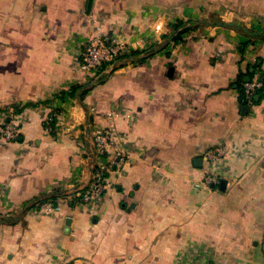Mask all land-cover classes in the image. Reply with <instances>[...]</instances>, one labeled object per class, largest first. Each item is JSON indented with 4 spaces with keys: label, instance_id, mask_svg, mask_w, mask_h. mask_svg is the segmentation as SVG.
<instances>
[{
    "label": "crops",
    "instance_id": "1",
    "mask_svg": "<svg viewBox=\"0 0 264 264\" xmlns=\"http://www.w3.org/2000/svg\"><path fill=\"white\" fill-rule=\"evenodd\" d=\"M181 22L197 27L173 42ZM95 31L144 48L92 86L80 60ZM251 68L263 90L248 107ZM9 120L0 264H264V0H0ZM89 123L112 131L120 165L87 204ZM224 143L220 183L195 186Z\"/></svg>",
    "mask_w": 264,
    "mask_h": 264
},
{
    "label": "built area",
    "instance_id": "2",
    "mask_svg": "<svg viewBox=\"0 0 264 264\" xmlns=\"http://www.w3.org/2000/svg\"><path fill=\"white\" fill-rule=\"evenodd\" d=\"M128 43L122 40H110L102 32H92L88 35L81 53L80 69L84 73L83 83L92 84L99 83L101 76L108 70L116 69L121 66L119 61L123 59L129 51L141 50L144 45ZM137 45V46H136ZM149 45V44H148ZM132 47V48H131ZM263 88V81L260 73H253L250 81L246 82L243 88L242 102L246 106L251 107L255 104V98L259 90ZM53 117L47 119V129H52ZM19 135V128L13 120L0 124V141L9 142L15 140ZM112 131L93 129V146L96 151V160L93 164L92 179L89 186L82 192H78V198L83 203H92L93 200L102 194L105 190V179L107 173L120 165L117 159L120 153L109 155V148L112 145ZM229 150V144L224 143L209 149L205 154V159L209 163V167L204 171L200 181L195 182V186L211 189L212 185L219 184L221 177L214 165L226 157ZM109 163H105V159H110ZM53 209L51 203L43 205L42 210L50 211Z\"/></svg>",
    "mask_w": 264,
    "mask_h": 264
},
{
    "label": "trees",
    "instance_id": "3",
    "mask_svg": "<svg viewBox=\"0 0 264 264\" xmlns=\"http://www.w3.org/2000/svg\"><path fill=\"white\" fill-rule=\"evenodd\" d=\"M196 27L197 26L195 24H190V26H189L187 23H184V22H181V23L177 24L176 26H174V28L175 29L182 28L183 30H181V32H179L178 35L173 38V42L178 41L179 40V37L181 36V34L186 33V32H190V31H193V30L196 29ZM250 33H251V35H253V36L257 37V38L263 37V34H260V33H256V32H250ZM167 45H168V43H167ZM134 52L137 53V52H139V50L134 51ZM134 52L133 51H129L124 56H128V55H130V54H132ZM80 87H78V88L75 87L72 90H69V92H63L61 96L62 97H65V96H72V97H74L76 95V91ZM262 90H263V88L261 90H259V92L262 91Z\"/></svg>",
    "mask_w": 264,
    "mask_h": 264
},
{
    "label": "water",
    "instance_id": "4",
    "mask_svg": "<svg viewBox=\"0 0 264 264\" xmlns=\"http://www.w3.org/2000/svg\"><path fill=\"white\" fill-rule=\"evenodd\" d=\"M126 60H127V59H126ZM123 61H125V60L119 61V64H120V65H121V63L123 64ZM250 71H251V73H253V72H254V69L251 68ZM105 75H106V73H104V74L101 76L100 81L103 79V77H104ZM250 79H251V76H250V75H247V76L244 78L245 83L248 82V81H250ZM97 84H98V83H92V84H89V85L95 86V85H97ZM256 98H257V97H256ZM88 136H89L90 142H91V144H92V146H93V132H92V126H91V123L88 124ZM92 157H93V159H92V163H91L90 167H91V170H92V173H93V164H94V162H95V160H96L95 148L93 149V155H92ZM226 187H227V181H226V180H223L222 183H221V189L225 190ZM77 189H78V187H77ZM69 223H70V220L68 221V225H69Z\"/></svg>",
    "mask_w": 264,
    "mask_h": 264
}]
</instances>
